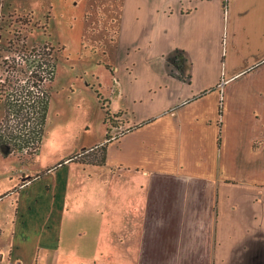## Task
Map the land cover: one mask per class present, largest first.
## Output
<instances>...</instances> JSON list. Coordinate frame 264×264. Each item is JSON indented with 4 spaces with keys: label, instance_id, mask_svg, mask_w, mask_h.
<instances>
[{
    "label": "crops",
    "instance_id": "1",
    "mask_svg": "<svg viewBox=\"0 0 264 264\" xmlns=\"http://www.w3.org/2000/svg\"><path fill=\"white\" fill-rule=\"evenodd\" d=\"M115 23L105 163L48 170L46 234L26 263L16 203L1 262L264 264V0H120Z\"/></svg>",
    "mask_w": 264,
    "mask_h": 264
},
{
    "label": "rangeland",
    "instance_id": "2",
    "mask_svg": "<svg viewBox=\"0 0 264 264\" xmlns=\"http://www.w3.org/2000/svg\"><path fill=\"white\" fill-rule=\"evenodd\" d=\"M1 3V44L6 46L14 39V31H20L28 48L49 46L55 58L54 78L46 87L49 105L38 154L28 161L15 155H0V239L10 237L12 211L18 203L23 218H19L17 251L27 263L45 229L44 189L50 176L47 171L58 168L77 153L92 149L105 139L108 126L116 122L110 114L106 116L101 98L110 94L108 66L115 61L111 41L120 0H1ZM25 17L30 24L23 27L20 22ZM8 56L5 52L2 60L8 61ZM4 114V102L0 101V122ZM90 153L99 158L101 148ZM31 178L36 179L25 184ZM21 221L25 226L20 225ZM0 264L5 262L0 260Z\"/></svg>",
    "mask_w": 264,
    "mask_h": 264
},
{
    "label": "trees",
    "instance_id": "3",
    "mask_svg": "<svg viewBox=\"0 0 264 264\" xmlns=\"http://www.w3.org/2000/svg\"><path fill=\"white\" fill-rule=\"evenodd\" d=\"M1 5L0 0V11ZM2 22L0 15V101L5 106L4 118L0 122V155H15L22 161L33 160L39 151L48 111L46 87L55 74L53 49L46 45L28 48L20 31H14V39L3 46ZM20 24L26 27L30 19L22 18ZM5 52L9 54L8 61L2 60ZM219 112L221 114V110ZM100 148L99 158L90 153ZM100 148L75 155L69 163L102 166L106 145Z\"/></svg>",
    "mask_w": 264,
    "mask_h": 264
}]
</instances>
